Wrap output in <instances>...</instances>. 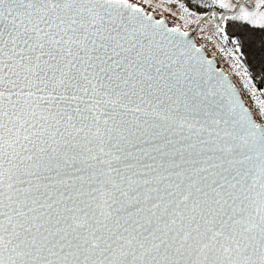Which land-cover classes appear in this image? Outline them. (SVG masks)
I'll use <instances>...</instances> for the list:
<instances>
[{"label": "snow or ice", "instance_id": "1", "mask_svg": "<svg viewBox=\"0 0 264 264\" xmlns=\"http://www.w3.org/2000/svg\"><path fill=\"white\" fill-rule=\"evenodd\" d=\"M0 264H264V0H0Z\"/></svg>", "mask_w": 264, "mask_h": 264}, {"label": "rangeland", "instance_id": "2", "mask_svg": "<svg viewBox=\"0 0 264 264\" xmlns=\"http://www.w3.org/2000/svg\"><path fill=\"white\" fill-rule=\"evenodd\" d=\"M197 39H199V35H197Z\"/></svg>", "mask_w": 264, "mask_h": 264}, {"label": "flooded vegetation", "instance_id": "3", "mask_svg": "<svg viewBox=\"0 0 264 264\" xmlns=\"http://www.w3.org/2000/svg\"><path fill=\"white\" fill-rule=\"evenodd\" d=\"M197 38V37H196Z\"/></svg>", "mask_w": 264, "mask_h": 264}]
</instances>
